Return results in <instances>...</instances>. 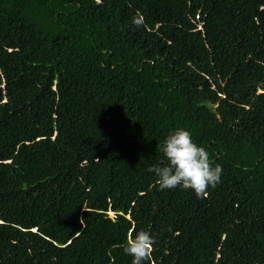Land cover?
I'll use <instances>...</instances> for the list:
<instances>
[{"label":"trees","instance_id":"obj_1","mask_svg":"<svg viewBox=\"0 0 264 264\" xmlns=\"http://www.w3.org/2000/svg\"><path fill=\"white\" fill-rule=\"evenodd\" d=\"M180 129L206 196L148 170ZM141 230L144 264H264V0H0V264H132Z\"/></svg>","mask_w":264,"mask_h":264},{"label":"clouds","instance_id":"obj_2","mask_svg":"<svg viewBox=\"0 0 264 264\" xmlns=\"http://www.w3.org/2000/svg\"><path fill=\"white\" fill-rule=\"evenodd\" d=\"M133 24L136 27L143 26V17H134ZM161 151L167 163L163 166L153 165L148 169L159 178L157 184L161 190L182 187L203 197L207 195L209 187L215 188L220 183L222 166H212L209 153L193 142L189 131L180 129L170 133ZM154 244L155 238L141 230L128 239L123 250L133 258L132 264H144L151 259Z\"/></svg>","mask_w":264,"mask_h":264},{"label":"water","instance_id":"obj_3","mask_svg":"<svg viewBox=\"0 0 264 264\" xmlns=\"http://www.w3.org/2000/svg\"><path fill=\"white\" fill-rule=\"evenodd\" d=\"M111 218H113V216H110Z\"/></svg>","mask_w":264,"mask_h":264}]
</instances>
